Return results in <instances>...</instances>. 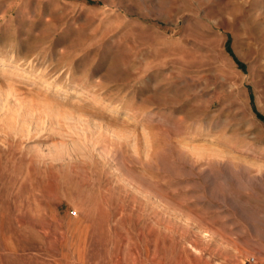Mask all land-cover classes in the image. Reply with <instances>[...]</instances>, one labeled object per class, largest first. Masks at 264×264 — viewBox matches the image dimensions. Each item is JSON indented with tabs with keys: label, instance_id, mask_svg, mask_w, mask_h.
I'll use <instances>...</instances> for the list:
<instances>
[{
	"label": "rangeland",
	"instance_id": "obj_1",
	"mask_svg": "<svg viewBox=\"0 0 264 264\" xmlns=\"http://www.w3.org/2000/svg\"><path fill=\"white\" fill-rule=\"evenodd\" d=\"M264 264V0H0V264Z\"/></svg>",
	"mask_w": 264,
	"mask_h": 264
},
{
	"label": "built area",
	"instance_id": "obj_2",
	"mask_svg": "<svg viewBox=\"0 0 264 264\" xmlns=\"http://www.w3.org/2000/svg\"><path fill=\"white\" fill-rule=\"evenodd\" d=\"M246 264H258V260L255 256L251 255L247 257Z\"/></svg>",
	"mask_w": 264,
	"mask_h": 264
}]
</instances>
